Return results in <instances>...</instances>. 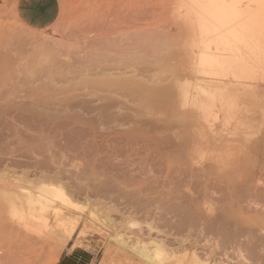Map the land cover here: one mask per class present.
<instances>
[{"label":"rangeland","instance_id":"1","mask_svg":"<svg viewBox=\"0 0 264 264\" xmlns=\"http://www.w3.org/2000/svg\"><path fill=\"white\" fill-rule=\"evenodd\" d=\"M19 2L0 0V173L77 230L0 181V264H59L57 243L89 264H264V0H59L44 25Z\"/></svg>","mask_w":264,"mask_h":264},{"label":"bare ground","instance_id":"2","mask_svg":"<svg viewBox=\"0 0 264 264\" xmlns=\"http://www.w3.org/2000/svg\"><path fill=\"white\" fill-rule=\"evenodd\" d=\"M207 3H210V2H207ZM207 8V10H209V9H212V8H210L211 6H209V4H208V6H206ZM262 9H264V7H262ZM213 10H215V9H213ZM257 10H258V8H257ZM213 12V11H212ZM219 13V12H218ZM226 13H228V12H226ZM213 14V13H212ZM208 15V14H207ZM239 15V14H238ZM210 17V16H209ZM230 22V21H229ZM252 25V24H251ZM250 26V25H249ZM247 27H248V25H247ZM253 28V27H252ZM220 29V28H219ZM253 32V31H252ZM248 38V37H247ZM255 38V37H254ZM231 39V38H230ZM244 39H246V37L244 38ZM251 39V38H250ZM255 42V41H254ZM239 46V45H238ZM258 46V45H257ZM233 47V46H232ZM241 50V49H240ZM250 51V50H249ZM224 61H228L227 59L226 60H224ZM233 61H228L227 63L229 64V66L230 67H232V63ZM213 65H214V61H213V59L212 58H209V57H204L203 58V61H202V64H201V66H203L204 68H207V70H209L210 72L209 73H211V71H212V67H213ZM208 72V71H207ZM215 72V71H214ZM213 72V73H214ZM208 75H210V74H208ZM206 93V92H205ZM13 175H12V173H11V171L10 170H8V168H6V169H4L1 173H0V181H3V180H5L6 181V185L9 187V188H7L6 190H4L3 192L11 199V201H13V200H16L17 199V201H15V202H19L18 200H20V202H19V205H21L22 203L23 204H25L26 205V203H27V205H28V207L29 208H31V206H29V205H33L34 207H32V209L34 208H36L35 207V205L34 204H39V206H41V212H42V214H40L39 215V218H42V219H46V218H48V217H50V218H53L56 222H58L59 220V222L57 223V225H56V234H57V236H59L60 234H63L64 236H66L68 239L72 236V234L77 230V227H76V223L75 222H72V223H69V222H67L68 221V218H61V217H59V214L57 213V209L56 208H54V207H52V204L54 203V202H56L55 200H45V203L44 202H42L41 200H43V198L41 197V196H36V195H33V193L32 192H30V191H28V190H26V189H24V188H22L21 186H19V184H26V183H29V182H31V180H28V177H26V176H24V177H19L18 179L15 177L14 179H11V177H12ZM37 183L38 182H40V180H35ZM35 181H33L34 182V184H35ZM32 183V182H31ZM30 183V184H31ZM4 184V183H3ZM30 184H28V185H30ZM33 184V183H32ZM31 184V185H32ZM39 184H41V183H39ZM30 185V187H35V186H31ZM26 186V185H25ZM4 187H6V186H4ZM37 187V186H36ZM1 189V188H0ZM40 190H43V191H46V192H48V193H50V194H52V196L54 197V199H58V200H60V202L62 203V204H66V203H68L67 201H66V199H65V196H64V194L62 193V191L59 189V188H56V187H52V186H48V185H43L42 184V186H40ZM3 193V195H4V197L6 196L5 194ZM0 194H2V192L0 193ZM3 195L1 196V197H3ZM48 196V195H47ZM3 197V198H4ZM48 198V197H47ZM6 199V198H5ZM4 199V200H5ZM68 200V199H67ZM6 201H7V199H6ZM21 201H22V203H21ZM69 201V200H68ZM14 202V201H13ZM26 202V203H25ZM4 203H8V202H4ZM21 203V204H20ZM9 204V203H8ZM10 204H11V202H10ZM9 204V205H10ZM22 204V205H23ZM16 205H18V203L16 204L15 203V206ZM19 205H18V208H19ZM25 205H24V207H25ZM13 206V205H12ZM12 206H10V207H12ZM7 207H8V205H7ZM23 207V208H24ZM28 207H26V209L25 210H27V209H29ZM16 208H17V206H16ZM22 208V209H23ZM38 208V207H37ZM37 208H36V210H37ZM9 209H12V208H9ZM13 209H14V207H13ZM13 209L11 210V212L13 213V212H15L16 213V211H13ZM23 209V210H24ZM20 210H21V208H20ZM23 210H21L22 212L20 213V214H22L23 213ZM35 210V211H36ZM47 210V211H46ZM19 211V210H18ZM44 211L46 212V214H44ZM25 212H27V211H25ZM30 212V211H29ZM61 212H64V211H61ZM18 213V212H17ZM28 213V212H27ZM32 213H36V212H33V211H31V214ZM28 215V214H27ZM33 215V214H32ZM22 216H23V214H22ZM28 217V216H27ZM30 218V217H29ZM39 218H36V219H39ZM60 218V219H59ZM26 219V218H25ZM32 219V218H31ZM57 219H59V220H57ZM35 220V219H34ZM52 221V220H51ZM50 221V222H51ZM37 223V222H36ZM52 223V222H51ZM49 226L51 225V224H48ZM55 228V227H54ZM53 228V229H54ZM155 248H157V247H155ZM157 249H159V248H157ZM148 254V253H147ZM146 254V255H147ZM150 258V257H149ZM150 260V259H149ZM159 263V262H158Z\"/></svg>","mask_w":264,"mask_h":264},{"label":"crops","instance_id":"3","mask_svg":"<svg viewBox=\"0 0 264 264\" xmlns=\"http://www.w3.org/2000/svg\"><path fill=\"white\" fill-rule=\"evenodd\" d=\"M19 1L20 15L31 25L49 24L56 16V7L59 4V0H35L34 2H41L42 6H49L46 8L43 7L44 9L42 8V10L38 5L31 3L32 0ZM56 252L59 255V264L64 263L66 259L71 260V264H89V262L82 260L83 257L80 256V251H78V249L70 248V250H68L67 243L65 245L57 243Z\"/></svg>","mask_w":264,"mask_h":264}]
</instances>
